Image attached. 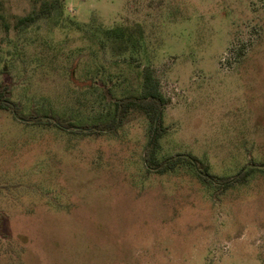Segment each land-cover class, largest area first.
I'll list each match as a JSON object with an SVG mask.
<instances>
[{"label":"rangeland","instance_id":"obj_1","mask_svg":"<svg viewBox=\"0 0 264 264\" xmlns=\"http://www.w3.org/2000/svg\"><path fill=\"white\" fill-rule=\"evenodd\" d=\"M55 2L0 0V264H264V0ZM147 66L160 139L101 131Z\"/></svg>","mask_w":264,"mask_h":264},{"label":"trees","instance_id":"obj_2","mask_svg":"<svg viewBox=\"0 0 264 264\" xmlns=\"http://www.w3.org/2000/svg\"><path fill=\"white\" fill-rule=\"evenodd\" d=\"M60 1L61 0H56L55 2L58 7L61 6ZM40 9L41 14H50L54 9V4L50 2H45L41 5ZM34 20V16L19 18L17 24L20 26L28 25ZM123 41H125V39ZM142 80V90L140 94L137 96L127 97L117 102L115 104V114L113 118L110 121L98 125L101 131H113L118 126V123H120L121 120L127 117L130 113H140L145 115L147 118L150 119L152 127L154 126L158 112L161 111L162 107L166 104L167 100L160 90V81L155 76V72L152 67L147 66L143 69ZM0 109L10 110L14 114L21 116V112L18 106L16 104H13V102H11L10 100V93L8 89L0 90ZM38 123H42L45 125H54V127L58 129H60V127L62 126H65L67 129H69V131L76 134L97 133V130L91 132H85L84 130H75L73 129L74 126L69 122L58 121L59 124H57L48 120H39ZM161 135L162 126L159 127V131L156 134V140L160 139ZM144 161L148 167L160 166V172L175 169L179 164L183 162H187L191 165H194L192 159H190L189 156H178L176 158H170L168 160H165V162H163L162 164H158L154 146L146 151V157L144 158ZM254 170L256 169L252 168L245 172H242L241 175L236 179V181H241L245 179L250 174V172H253ZM204 171L208 173L207 168H204ZM197 175L202 181L212 183L208 177L202 176L200 172H198Z\"/></svg>","mask_w":264,"mask_h":264},{"label":"water","instance_id":"obj_3","mask_svg":"<svg viewBox=\"0 0 264 264\" xmlns=\"http://www.w3.org/2000/svg\"><path fill=\"white\" fill-rule=\"evenodd\" d=\"M160 116H161V111H159L158 112V115H157V118H156V122H155V129H154V132H153V136H152V139H151V144L153 143V141H154V139H155V137H156V134H157V129H158V125H159V121H160ZM150 144V145H151ZM193 161V163L195 164V167H196V169L198 170V167H197V163H196V161L195 160H192ZM148 168H150V167H148ZM201 175L202 176H206L205 174H203V173H201ZM241 174H239L237 177H239ZM234 180V179H233ZM233 180H231V181H233ZM230 181V182H231Z\"/></svg>","mask_w":264,"mask_h":264}]
</instances>
